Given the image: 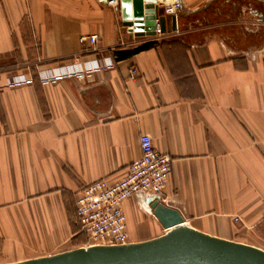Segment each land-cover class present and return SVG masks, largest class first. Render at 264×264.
<instances>
[{
  "label": "crops",
  "instance_id": "0c3cea01",
  "mask_svg": "<svg viewBox=\"0 0 264 264\" xmlns=\"http://www.w3.org/2000/svg\"><path fill=\"white\" fill-rule=\"evenodd\" d=\"M168 19L164 33L135 37L119 4L0 0L3 264L82 246L78 191L122 177L142 133L171 158L163 203L193 228L264 249V0H181L176 31ZM90 34L95 44L79 41ZM104 62L83 79L40 81ZM19 74L33 82L7 87ZM144 195L122 203L130 242L163 233Z\"/></svg>",
  "mask_w": 264,
  "mask_h": 264
},
{
  "label": "water",
  "instance_id": "95a60500",
  "mask_svg": "<svg viewBox=\"0 0 264 264\" xmlns=\"http://www.w3.org/2000/svg\"><path fill=\"white\" fill-rule=\"evenodd\" d=\"M119 7L122 25L135 37L154 36L156 20L161 33L166 31L168 18L171 30H177L176 17L163 15L157 0H120ZM143 198L163 228L158 236L125 244L78 246L6 264H264V249L191 227L160 195Z\"/></svg>",
  "mask_w": 264,
  "mask_h": 264
},
{
  "label": "built area",
  "instance_id": "2783aa9c",
  "mask_svg": "<svg viewBox=\"0 0 264 264\" xmlns=\"http://www.w3.org/2000/svg\"><path fill=\"white\" fill-rule=\"evenodd\" d=\"M108 5L117 6L120 0H103ZM162 14L175 16L181 9V0H170L161 4ZM128 32L132 33L128 27ZM155 35L162 34L156 20ZM97 34L81 36V43L95 44ZM112 67L111 62L90 66L85 69H73L58 74L41 75V82L56 81L62 78L83 79L89 74ZM138 74L136 68L130 69V76ZM33 82L31 74H19L10 77L7 87H17ZM140 156L127 167L125 174L116 181L105 179L89 183L78 191L75 200V220L81 234L85 237L83 246L116 245L130 242L126 216L122 203L137 195H162L170 171L171 158L158 151L149 134L142 133L138 140ZM162 200V199H161ZM234 220H238L237 217Z\"/></svg>",
  "mask_w": 264,
  "mask_h": 264
},
{
  "label": "trees",
  "instance_id": "16d2710c",
  "mask_svg": "<svg viewBox=\"0 0 264 264\" xmlns=\"http://www.w3.org/2000/svg\"><path fill=\"white\" fill-rule=\"evenodd\" d=\"M140 48H142V46L141 47L134 48L131 51L130 50H128V51H119L117 57L118 58H121V57L130 55L131 53H134V52L138 51Z\"/></svg>",
  "mask_w": 264,
  "mask_h": 264
},
{
  "label": "rangeland",
  "instance_id": "374dc122",
  "mask_svg": "<svg viewBox=\"0 0 264 264\" xmlns=\"http://www.w3.org/2000/svg\"><path fill=\"white\" fill-rule=\"evenodd\" d=\"M84 243H85V240L83 241V244H82V246L84 245ZM78 244H80V242H75V243H73V248H75V247H77V246H75V245H78ZM263 246H264V244H262ZM6 262V260H4V259H2V255H1V253H0V264H3V263H5Z\"/></svg>",
  "mask_w": 264,
  "mask_h": 264
}]
</instances>
